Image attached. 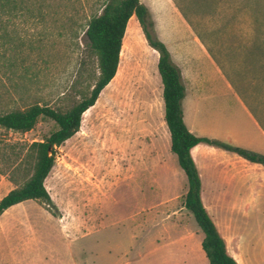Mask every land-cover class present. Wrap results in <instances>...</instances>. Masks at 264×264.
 Wrapping results in <instances>:
<instances>
[{"label":"rangeland","instance_id":"1","mask_svg":"<svg viewBox=\"0 0 264 264\" xmlns=\"http://www.w3.org/2000/svg\"><path fill=\"white\" fill-rule=\"evenodd\" d=\"M30 1L29 12L0 22V113L32 104L64 111L96 73L83 33L103 0ZM139 1L161 41H185L190 35L201 39L238 98H217L199 110L188 101L190 121L198 112L208 121L230 115L243 127H254L252 117L264 130V0ZM172 13L177 24L166 17ZM183 41L172 55L189 73L194 67L186 60L194 54ZM120 53L115 78L80 117L78 131L53 150V166L43 185L55 207L54 218L60 219L54 223L62 230L60 237L47 241L76 242L81 259L84 248L126 240L135 227L137 250L144 256L151 247L150 258L141 264H158L151 260L162 256L172 264L182 258L188 264H199L202 258L207 264L199 247L202 234L183 208L187 186L176 160L166 166L168 153L155 164L152 151L148 153L154 146L149 133L153 125L163 124L168 151L169 134L154 70L157 53L147 47L134 17ZM55 130L46 118H39L26 133L0 129V173L7 175L14 165H22L26 148L20 145L40 142ZM228 133L232 139L228 144L246 149L243 134ZM259 149L264 152V145ZM205 152L207 160L198 163L203 204L236 261L256 264L264 256V169L232 155L220 159L213 149ZM20 174L16 167L13 176L19 179ZM135 174L139 176L133 189L127 183ZM106 192L101 215V195ZM97 256L99 251H94L92 258Z\"/></svg>","mask_w":264,"mask_h":264},{"label":"trees","instance_id":"2","mask_svg":"<svg viewBox=\"0 0 264 264\" xmlns=\"http://www.w3.org/2000/svg\"><path fill=\"white\" fill-rule=\"evenodd\" d=\"M28 2L31 1L0 0V22L21 11L29 12ZM131 16H134L147 46L157 53L156 72L161 84L163 121L169 134V149L186 180L183 208L191 214L202 234L200 249L207 264H237L227 253L224 240L202 205L201 182L189 151L197 144H204L263 169L264 155L216 139L196 137L186 129L182 121L184 86L180 71L171 61L164 44L156 37L150 14L139 0H103L99 12L87 21L83 36L87 49L95 58L96 73L89 77L91 83L79 92L78 100L69 108L61 111L46 105L32 104L23 109L0 113V129L4 131L26 133L39 118H46L56 126V130L40 142L20 145L26 148L22 165L17 163L7 175L0 173L13 186L0 199V214L12 205L33 200L56 217V213L51 210L55 207L43 185L53 166V150L78 131L80 117L96 104L103 89L115 78L120 48ZM83 65L84 62H80V66ZM16 167L21 173L19 179L13 176Z\"/></svg>","mask_w":264,"mask_h":264},{"label":"crops","instance_id":"3","mask_svg":"<svg viewBox=\"0 0 264 264\" xmlns=\"http://www.w3.org/2000/svg\"><path fill=\"white\" fill-rule=\"evenodd\" d=\"M132 17L134 16H131V18ZM166 17L174 24H177V21L179 20L178 17L173 15V13L172 16ZM184 40L185 41H180L186 42V47L190 48L191 52L194 54L193 59L189 58L186 60L187 65L195 68H192L189 73H186L184 68H181L180 65L174 61L172 55V53L177 52L176 48L178 47V42L180 41L171 38H168L166 42L160 41L166 47L171 61L180 71L181 82L184 86V97L181 102L182 121L186 129L196 137L216 139L222 142L224 141L225 143H229V141L232 140L230 138V134L228 133V131L232 130V132L236 134H243V147L252 152L264 154L263 150L259 149V147L264 145V130L260 125H258L259 122L254 120L251 116V120H249L253 124L255 123L254 127H250L247 124H244L243 127L239 124L237 119H234V117H231L230 115L224 116V118H221L222 120L216 118L213 121H208L203 117H199V113L197 112V114L194 115L190 121V116H188V113L186 112V104L188 101H191L192 105L196 107L199 106V110L200 107H206L207 105L210 106L209 104L214 103L212 100L217 98L229 96L236 101L238 98L234 93L232 86L224 77L220 66H218L214 57H212L209 53L204 42L194 35H190ZM149 49L152 50L151 48ZM152 51L154 52V50ZM118 61L120 64L119 58ZM119 64H117V72ZM154 70H156V65ZM205 109L206 108H204V110ZM211 127L213 128L211 129ZM157 128L158 125H153V127L150 128V145L154 146H150L148 153L152 151V159L155 161V164L157 160L167 158V154L169 153L170 157L165 160V165L170 166L173 158L175 160L176 158L170 152V149L168 151V138L163 124L162 126H159L158 130ZM205 149H213L214 152L218 154L217 156L220 159L232 155L204 144H197L190 149L189 153L198 171L201 182L200 199L204 208L205 205L202 200L203 182L198 163L205 162L207 160L205 156ZM252 149H255L256 151H253ZM238 159L247 163L240 158ZM155 168L154 170L156 171L158 168L157 166H155ZM155 171L153 175L155 174ZM137 175H133L127 183L130 185L132 183L133 185L131 186L133 189L137 187ZM163 181H168V177L163 178ZM121 183H124L123 180ZM12 188V185L4 179V177L0 176V199ZM106 194L107 192L104 193V195H101L100 208L98 209L101 215H103L101 211L104 209V202L108 200ZM205 210L208 213L206 208ZM137 214L139 215L140 211H137ZM210 218L212 220L211 216ZM56 219L57 218L52 217L40 204L33 200H26L5 209L0 214V264H141L151 256V251H149L151 247H148L149 250L147 252L145 251L146 254L144 256L143 253L135 247V234L138 233V231L135 227H133V229H129L126 240L123 238L122 240H117L116 243L112 242L111 244L109 241L106 245H103L104 247L96 245L95 247L84 248L85 256L84 258L80 257L81 259H79V256H77L78 247L75 245L76 242L71 240H67L66 242L54 241L52 244L47 241L49 239L53 240L57 234L60 237V230H62V226L60 224L55 225L54 222H58L60 220L57 219L56 221ZM214 225L217 230L215 223ZM102 228H105L104 225ZM87 238L88 235L85 239ZM225 248L227 253L236 261L233 255L230 254L226 244ZM94 251H99V256L92 258V253ZM80 255L82 254L80 253ZM151 261L158 264H172L168 261L166 256H162L159 260L153 258ZM236 263L239 264L238 261H236ZM179 264H188L187 259L184 260L182 258ZM199 264H204L202 258L199 259ZM256 264H264V256L260 258V260L256 261Z\"/></svg>","mask_w":264,"mask_h":264}]
</instances>
